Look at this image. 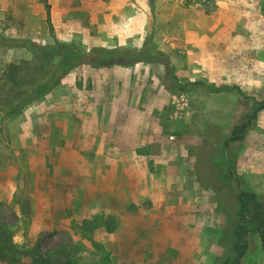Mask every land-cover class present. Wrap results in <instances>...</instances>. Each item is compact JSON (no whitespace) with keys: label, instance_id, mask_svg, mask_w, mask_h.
Segmentation results:
<instances>
[{"label":"rangeland","instance_id":"1","mask_svg":"<svg viewBox=\"0 0 264 264\" xmlns=\"http://www.w3.org/2000/svg\"><path fill=\"white\" fill-rule=\"evenodd\" d=\"M47 1L50 19L43 0H0V35L45 44L52 26L114 54L1 113L0 216L16 244L86 264L233 259L236 188L264 203V109L229 145L238 180L223 179V141L264 97V0ZM33 59L0 48V94L8 64ZM249 240L239 264H264Z\"/></svg>","mask_w":264,"mask_h":264},{"label":"trees","instance_id":"2","mask_svg":"<svg viewBox=\"0 0 264 264\" xmlns=\"http://www.w3.org/2000/svg\"><path fill=\"white\" fill-rule=\"evenodd\" d=\"M43 1L48 19H50V4L47 0ZM51 31L53 40L45 44H39L26 38L0 35V48L23 47L34 57L32 62H11L4 70L2 79L7 90L0 94L2 118L20 115L29 104L58 86L74 68L83 64L101 65L105 59L103 55L111 51L103 47L88 49L77 41L59 39L52 26ZM111 52L110 54L113 55L114 52ZM263 109L264 97L260 100L253 98L250 112L245 115L241 123L233 126L230 134L223 141V153L228 163V172L224 173L223 179L227 183L238 180L236 160L229 154V145L245 138L247 132L256 123L259 112ZM234 196L229 220L233 230L234 257L225 261L224 264H239L242 261L250 248L251 234H258L264 251V203L259 200L256 192L245 188H236ZM106 225L111 227L110 223ZM0 262L6 264H86L73 259L64 248L48 252L38 247L27 251L22 250L14 241L11 224L1 216Z\"/></svg>","mask_w":264,"mask_h":264},{"label":"crops","instance_id":"3","mask_svg":"<svg viewBox=\"0 0 264 264\" xmlns=\"http://www.w3.org/2000/svg\"><path fill=\"white\" fill-rule=\"evenodd\" d=\"M133 21H136V19L133 20ZM185 25H186V24L184 23V27H185ZM217 27H218V24H216L213 28H217ZM167 28L169 29V24H168V27H167ZM186 28H189V27H186ZM188 32H189V31H188ZM187 39H189V37H188ZM212 39H215V32L212 34ZM189 40H190V39H189ZM192 41H194V42H195V41H196V42L198 41V42H199V41H200V38H199V37L196 38V39L193 38ZM185 43H186V42H185ZM196 58H197V57H196ZM196 58H195V59H196Z\"/></svg>","mask_w":264,"mask_h":264},{"label":"built area","instance_id":"4","mask_svg":"<svg viewBox=\"0 0 264 264\" xmlns=\"http://www.w3.org/2000/svg\"><path fill=\"white\" fill-rule=\"evenodd\" d=\"M184 1L196 2L197 0H184Z\"/></svg>","mask_w":264,"mask_h":264}]
</instances>
